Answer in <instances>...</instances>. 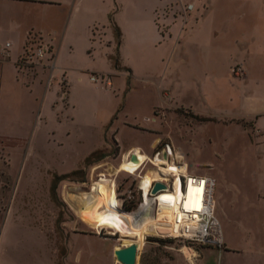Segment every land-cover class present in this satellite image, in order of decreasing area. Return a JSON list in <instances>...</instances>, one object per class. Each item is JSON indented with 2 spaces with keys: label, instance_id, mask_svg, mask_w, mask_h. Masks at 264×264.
<instances>
[{
  "label": "rangeland",
  "instance_id": "rangeland-1",
  "mask_svg": "<svg viewBox=\"0 0 264 264\" xmlns=\"http://www.w3.org/2000/svg\"><path fill=\"white\" fill-rule=\"evenodd\" d=\"M90 1L120 12L124 41L121 30L109 47L96 24L90 51L65 50L69 67L53 46L41 64H25L41 78L37 99L9 82L0 89V264H122L115 250L136 238L87 224L75 197L95 196L105 178L120 207L137 211L141 177L156 166L119 171L123 158L133 147L164 156L167 144L187 173L215 179L223 242L151 230L136 263L264 264V0ZM211 48L223 55L213 69L200 59ZM235 58L246 60L243 76ZM237 105L251 115L227 114Z\"/></svg>",
  "mask_w": 264,
  "mask_h": 264
},
{
  "label": "crops",
  "instance_id": "crops-1",
  "mask_svg": "<svg viewBox=\"0 0 264 264\" xmlns=\"http://www.w3.org/2000/svg\"><path fill=\"white\" fill-rule=\"evenodd\" d=\"M121 18L120 12L116 15H111L110 6L104 5L102 1L0 0V46L10 42L9 55H0V89L9 82L22 89L26 87L30 93H34V97L37 99L36 87L41 85V78L39 76L31 77L28 72V66L21 62L26 44L31 37L48 43L50 47L53 46L56 64H59L60 67H69L66 66L68 63L64 55L65 50L71 53L82 47L90 51L96 24H101L104 28L102 40L108 43L109 47L117 45L120 39L116 34V28L119 29L120 34L122 30V39L124 41L123 30L125 26L121 23ZM136 20L137 15L131 13L126 20L130 22L129 27L126 29L134 30ZM151 20L153 22L152 15ZM152 33V39H156L158 37L157 34H154L155 31ZM137 37H140L138 31L133 33L127 40L132 42L131 40L138 39ZM119 46L121 47V40ZM200 57L201 61L209 69L219 67L223 59L222 52L217 48H214V50L212 48L209 50L203 49ZM239 62L243 63L247 72L244 58L240 60L237 58L233 59L230 67ZM129 65V61H127L123 68L132 69ZM108 75L112 76L113 74L108 72ZM77 79L81 80L82 77L78 75ZM126 87L127 84L125 82L122 88L126 90ZM244 107L243 105H237L228 111L227 114L230 116L251 115L243 111Z\"/></svg>",
  "mask_w": 264,
  "mask_h": 264
},
{
  "label": "bare ground",
  "instance_id": "bare-ground-1",
  "mask_svg": "<svg viewBox=\"0 0 264 264\" xmlns=\"http://www.w3.org/2000/svg\"><path fill=\"white\" fill-rule=\"evenodd\" d=\"M132 154L137 156V160L131 159ZM163 154L151 157L139 147H133L123 158L119 171L135 173L147 161L156 166L141 177L139 186L143 191V201L137 211L130 212L121 208L114 187L108 184L107 179L101 178L93 186L95 196L81 194L75 197L78 215L94 228H111L124 236L135 237L139 248L151 230L162 235H180L182 231L185 236L193 232L205 233V225L200 227L196 222L195 211L201 209L211 215L214 203L205 194L201 182L196 184L190 181L185 192H182L178 176L180 171L187 173L186 167H178L169 162L167 149ZM172 174L175 181L171 190L151 193L155 181L167 184Z\"/></svg>",
  "mask_w": 264,
  "mask_h": 264
},
{
  "label": "built area",
  "instance_id": "built-area-1",
  "mask_svg": "<svg viewBox=\"0 0 264 264\" xmlns=\"http://www.w3.org/2000/svg\"><path fill=\"white\" fill-rule=\"evenodd\" d=\"M192 8H193V5L191 3L182 6V11L185 14V16H187V12H189ZM30 40L32 41L30 42ZM30 40H29L30 43L26 44L24 53L21 57V62L24 64H27V63L32 64L33 62L36 63L37 65L41 64V61L45 59L47 53L50 51V45L48 43L41 42L39 39H36L34 37H31ZM9 47H10V42H6L4 45L0 46V55L8 56ZM232 72L237 77L243 76L245 74V68H244L243 63L241 62L237 63L233 67ZM90 79L92 81H97L98 77L93 74L90 76ZM103 81L105 85H108V86L112 85V80L109 76L103 78ZM165 149H167L168 160L170 159V162L175 163L178 167H182V166L186 167L185 164L180 162V159H179L180 155H178L179 153L173 150L169 144L166 145V147L164 148V151ZM158 153L161 154V152H158ZM170 177L173 179L172 184H170V181H169V183L166 184V188L160 191H163L166 189L171 190L173 188L175 177L173 175ZM178 178H179L182 192H185L186 187L190 181L196 184L201 182L204 185L205 194H207V196L211 199L212 203H214V198H213L214 189H215V179L214 178L208 177V176H198V175H194L189 172L186 173L183 171L179 172ZM142 195H143V191H142ZM131 198H132L131 195H129V199ZM122 204H123V201H122ZM195 214H197L195 219L197 220L196 222L198 226L201 227L202 225H205L206 230H205V233L203 234H200L198 232L190 233L188 237H190L193 240L202 241L204 243L208 242L211 244H218L221 247V244L223 242V236L221 233L220 224L218 220L216 219V217L214 216V212L211 215H209L205 211L198 209L197 211H195ZM218 226L220 227L219 230H218Z\"/></svg>",
  "mask_w": 264,
  "mask_h": 264
},
{
  "label": "water",
  "instance_id": "water-1",
  "mask_svg": "<svg viewBox=\"0 0 264 264\" xmlns=\"http://www.w3.org/2000/svg\"><path fill=\"white\" fill-rule=\"evenodd\" d=\"M132 160H137V156L135 154L131 155ZM166 188V184L157 181L154 183L151 193L156 194L162 189ZM138 250H139V245L136 241H132L129 245L118 248L115 250V255L118 261H120L122 264H136L137 262V257H138Z\"/></svg>",
  "mask_w": 264,
  "mask_h": 264
},
{
  "label": "trees",
  "instance_id": "trees-1",
  "mask_svg": "<svg viewBox=\"0 0 264 264\" xmlns=\"http://www.w3.org/2000/svg\"><path fill=\"white\" fill-rule=\"evenodd\" d=\"M116 34H117V36H118V38L120 37V31H119V29L118 28H116ZM70 175L69 174H64V175H62L60 178L61 179H65V178H68Z\"/></svg>",
  "mask_w": 264,
  "mask_h": 264
}]
</instances>
